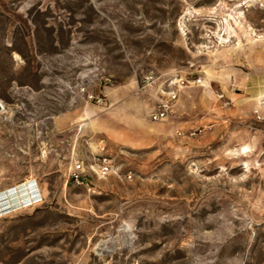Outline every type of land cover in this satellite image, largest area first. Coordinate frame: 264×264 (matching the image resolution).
I'll list each match as a JSON object with an SVG mask.
<instances>
[{
	"label": "rangeland",
	"instance_id": "1",
	"mask_svg": "<svg viewBox=\"0 0 264 264\" xmlns=\"http://www.w3.org/2000/svg\"><path fill=\"white\" fill-rule=\"evenodd\" d=\"M248 1L0 0V191L31 177L42 194L0 219V264H264V109L225 86L258 43L215 67L207 99L200 83L228 9L264 36ZM94 157L116 174L69 182Z\"/></svg>",
	"mask_w": 264,
	"mask_h": 264
},
{
	"label": "bare ground",
	"instance_id": "2",
	"mask_svg": "<svg viewBox=\"0 0 264 264\" xmlns=\"http://www.w3.org/2000/svg\"><path fill=\"white\" fill-rule=\"evenodd\" d=\"M230 3H236L237 0H227ZM257 4V0H251L246 2V8H252ZM222 5L220 4L219 7L212 8L210 11L211 15H217L218 14V8H220ZM245 9V8H244ZM239 10L235 11L232 9H228L229 14L226 15L225 18H223L220 21H217L218 28L215 31H211L210 33L213 35L212 38L217 40L218 49H223L224 55L226 57L222 59H215V54H212L213 52H207V56L210 57V61L212 66L205 72L206 79L201 81L202 87L204 88V99H207L209 95H212V89L210 85V77L214 74L215 67L224 65L227 63L228 57L233 55L237 50L243 49L245 46L253 45L255 43H259L264 39V36L261 34H258L256 30L252 27V25H247V16L245 10ZM214 18L212 17L209 21H214ZM181 27L183 25L181 24ZM184 31V30H183ZM243 33L244 36L249 38V42L245 45L242 44V41L240 40V34ZM236 39V40H235ZM236 42L238 44H236ZM201 48H208L207 46H201ZM209 49V48H208ZM199 54L203 55V52L200 51ZM235 75L237 78L236 85L237 87L244 88L245 86V80H246V74L243 71L236 70ZM179 82H175L173 85H177ZM204 83V84H203ZM169 96H172L170 94H164ZM156 96H154V99ZM182 101V99H181ZM255 105L254 108L257 111L264 109V96H261L254 100ZM153 107V102H152ZM0 106L4 108V105L0 101ZM90 107V106H88ZM145 108V105L138 104L136 109L141 112L142 109ZM92 109V108H91ZM153 109V108H152ZM152 110H150L151 112ZM91 112V113H90ZM96 110L89 111V114H87V119H89L88 124H91L90 126L94 127L92 122L93 119L90 118L88 115H91L94 119L96 116ZM88 113V112H86ZM95 116V117H94ZM139 120V119H138ZM83 121V120H82ZM87 124V125H88ZM149 132H163L164 129L162 127L155 128L154 126H148ZM253 145H245L237 150L236 155L239 157L244 158H251L252 154L255 152ZM246 173H251L252 171V164L250 161H244V164ZM257 166H260V164H256ZM98 179L101 181L104 178L98 177ZM106 179V178H105ZM42 201V194L40 189L38 188V185L34 178L29 177L26 179L23 183L14 185L12 187L6 188L2 191H0V219L5 218L7 215L11 213H16L18 211H21L22 209H25L29 206H33L35 204H38Z\"/></svg>",
	"mask_w": 264,
	"mask_h": 264
},
{
	"label": "crops",
	"instance_id": "3",
	"mask_svg": "<svg viewBox=\"0 0 264 264\" xmlns=\"http://www.w3.org/2000/svg\"><path fill=\"white\" fill-rule=\"evenodd\" d=\"M236 70L243 71L246 74V80L244 88L239 89L236 87L237 89L233 90L238 93L233 94L232 100L240 101L249 98L253 101L264 96V39L252 49L248 48L245 50L242 65L234 64L227 68L228 84H225L227 88H234L237 81Z\"/></svg>",
	"mask_w": 264,
	"mask_h": 264
},
{
	"label": "built area",
	"instance_id": "4",
	"mask_svg": "<svg viewBox=\"0 0 264 264\" xmlns=\"http://www.w3.org/2000/svg\"><path fill=\"white\" fill-rule=\"evenodd\" d=\"M153 80V77H149L147 81ZM172 100L177 99L176 94H171ZM224 95L221 99H224ZM99 103L104 104V100L98 98ZM171 113V106L167 102L162 103L159 108L151 115V121L154 123H160L169 118V114ZM88 172V173H86ZM116 170L113 166V163L110 159L103 157H94V162L89 164L88 166L82 165L81 162L75 164V167L70 175L69 182L73 184H77L80 186L89 184V173L100 178H107L116 174ZM130 177V176H129ZM131 178V177H130Z\"/></svg>",
	"mask_w": 264,
	"mask_h": 264
},
{
	"label": "water",
	"instance_id": "5",
	"mask_svg": "<svg viewBox=\"0 0 264 264\" xmlns=\"http://www.w3.org/2000/svg\"><path fill=\"white\" fill-rule=\"evenodd\" d=\"M2 109H3V108L0 106V111H2Z\"/></svg>",
	"mask_w": 264,
	"mask_h": 264
}]
</instances>
